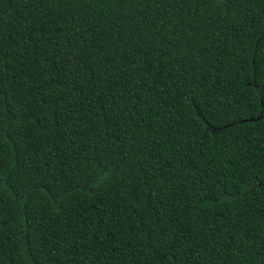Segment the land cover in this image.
Returning a JSON list of instances; mask_svg holds the SVG:
<instances>
[{"label":"trees","instance_id":"trees-1","mask_svg":"<svg viewBox=\"0 0 264 264\" xmlns=\"http://www.w3.org/2000/svg\"><path fill=\"white\" fill-rule=\"evenodd\" d=\"M0 264H264V0H0Z\"/></svg>","mask_w":264,"mask_h":264}]
</instances>
